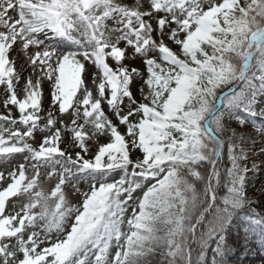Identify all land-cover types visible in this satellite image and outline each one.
<instances>
[{"label":"snow or ice","instance_id":"obj_1","mask_svg":"<svg viewBox=\"0 0 264 264\" xmlns=\"http://www.w3.org/2000/svg\"><path fill=\"white\" fill-rule=\"evenodd\" d=\"M257 117L264 0H0V264H230Z\"/></svg>","mask_w":264,"mask_h":264},{"label":"rangeland","instance_id":"obj_2","mask_svg":"<svg viewBox=\"0 0 264 264\" xmlns=\"http://www.w3.org/2000/svg\"><path fill=\"white\" fill-rule=\"evenodd\" d=\"M257 162H259V161H257ZM261 177H263V179H264V174H261ZM239 250H240V246H239V244H237L236 250L230 254V257H236L237 255H239ZM240 263H243V262L241 261Z\"/></svg>","mask_w":264,"mask_h":264},{"label":"trees","instance_id":"obj_3","mask_svg":"<svg viewBox=\"0 0 264 264\" xmlns=\"http://www.w3.org/2000/svg\"><path fill=\"white\" fill-rule=\"evenodd\" d=\"M225 159H226V153H225ZM259 178H260V174H258L255 179L258 180Z\"/></svg>","mask_w":264,"mask_h":264}]
</instances>
